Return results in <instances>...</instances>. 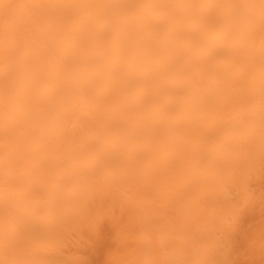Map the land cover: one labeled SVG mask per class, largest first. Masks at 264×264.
I'll list each match as a JSON object with an SVG mask.
<instances>
[{"label": "bare ground", "instance_id": "bare-ground-1", "mask_svg": "<svg viewBox=\"0 0 264 264\" xmlns=\"http://www.w3.org/2000/svg\"><path fill=\"white\" fill-rule=\"evenodd\" d=\"M0 264H264V0H0Z\"/></svg>", "mask_w": 264, "mask_h": 264}]
</instances>
